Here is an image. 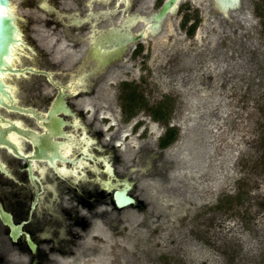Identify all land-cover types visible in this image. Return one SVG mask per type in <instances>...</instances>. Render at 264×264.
<instances>
[{
	"label": "rangeland",
	"instance_id": "rangeland-1",
	"mask_svg": "<svg viewBox=\"0 0 264 264\" xmlns=\"http://www.w3.org/2000/svg\"><path fill=\"white\" fill-rule=\"evenodd\" d=\"M13 1L71 77L79 73L88 43L79 45L80 38L90 35L91 24L75 27L66 37L58 20L61 14L86 16L114 6L113 12L125 11L130 4V0H51L61 13L58 18L31 0ZM156 1L162 2L136 0L132 10L148 14ZM184 1L178 16L167 19L163 35L143 41V57L149 64L145 71L138 70L141 56H135L129 65L136 72L113 69L93 94L96 81L87 70L94 66L86 63L80 69L87 74L83 90L88 92L79 95L88 114L109 143L118 140L125 147L127 162L122 168L158 216L156 227L124 228L127 262L264 264V0H243L250 12L243 30L223 29L215 19L209 27L199 24L194 36L185 32L183 16L197 12L198 19L200 9L187 11ZM194 1L205 7L204 0ZM109 14L101 18L99 29H108ZM113 39L98 34L101 53L109 51ZM141 73L143 82L123 87L122 77L138 79ZM130 91L133 100L126 97ZM111 106L115 111L108 113ZM96 108L101 110L98 120ZM153 108L161 109L160 117H155ZM104 115L112 118L113 127L104 124ZM139 119L146 123L134 128ZM169 129L176 137L163 149L160 143Z\"/></svg>",
	"mask_w": 264,
	"mask_h": 264
},
{
	"label": "water",
	"instance_id": "water-1",
	"mask_svg": "<svg viewBox=\"0 0 264 264\" xmlns=\"http://www.w3.org/2000/svg\"><path fill=\"white\" fill-rule=\"evenodd\" d=\"M181 1L165 0L159 9L144 14L143 17L133 15L132 20L127 24V28H136L138 23H143L145 29V24L148 23L150 28L157 30L158 33L155 35H145L144 29L134 32L128 30L127 37L120 41L117 35L121 31L120 28L114 29L115 36L102 29L103 33L109 35V39L114 38L115 44L109 50L121 49L124 51L128 44L160 35L164 23L168 17L171 18L175 15ZM217 1L222 4L221 9L225 14H228L229 9H234L240 4V0ZM46 4H43L41 8L47 11L56 10L52 5ZM0 12L4 13L3 16H0V148L7 149L19 159L28 162L32 180H34L33 174L37 170L39 173L37 178L41 182L38 187L41 189L45 187L42 179L48 181L46 176L50 172H57L61 178L72 179L75 182L88 179V169L98 174L97 177L100 181L103 180L100 174H104L109 181L103 183V187L108 190L112 200L103 203L109 197H103L105 194L101 196L100 205L96 208L100 214L93 217V225L87 229H79L84 238L80 241L79 247L75 248V257L63 256L60 263L128 264L123 243L124 228L132 226L138 230H144L156 227L159 222L156 212L144 200L132 178L122 168V165L127 162L125 147L119 143H109L104 135L99 137L106 152L113 154L119 179L115 177L114 167L110 163L109 157H101V160L107 164L108 171L106 170V173H101L97 165L90 166V163L85 162L83 157L78 161L73 160L76 158V152L80 151L93 158L94 142L91 136L94 131H100V129L88 114L80 95L71 96L78 91L70 73L17 4L13 0H0ZM82 23L83 21L74 19L68 26H79ZM91 31L93 33L94 30ZM96 32L100 34V32ZM84 39L87 40L86 37ZM62 74L65 77H62ZM36 75L46 77L49 83L43 77ZM56 89L58 93L51 106L46 109L49 102L45 103L41 100L44 97H52L56 93ZM67 97L78 111L84 109L81 119L89 129L91 136H88L81 119L78 120L77 116L73 115L74 113L66 100ZM33 106L39 108L35 109ZM12 113L16 115H12ZM26 115L33 117L36 121L35 126L34 121L26 117L31 125L28 124V121L23 117ZM66 115L74 116V118L70 122L72 125L70 124V128L65 133L64 128L69 124L65 118ZM26 125L34 128H25ZM80 128L82 129L79 130ZM83 133L84 135H82ZM65 137L64 143L56 141V139ZM1 157L0 155V167L2 172L7 175V171L1 165ZM16 163L20 166L23 165V162L16 161ZM65 163L72 165L68 166ZM114 179L115 181H113ZM47 185L55 191L53 184ZM132 185L134 186L132 187ZM5 188L7 190L8 187ZM130 190L135 198L129 193ZM70 195L65 193L63 197L66 198ZM83 211L86 212L85 209ZM12 237L16 241L18 236L14 232ZM28 242L31 248H35L30 239ZM17 256L16 254L13 257L16 261L25 259L22 256L20 258Z\"/></svg>",
	"mask_w": 264,
	"mask_h": 264
},
{
	"label": "flooded vegetation",
	"instance_id": "flooded-vegetation-1",
	"mask_svg": "<svg viewBox=\"0 0 264 264\" xmlns=\"http://www.w3.org/2000/svg\"><path fill=\"white\" fill-rule=\"evenodd\" d=\"M50 1L51 0H48L47 4H50L52 5L53 8H55L52 2ZM164 1L165 0H162L160 4L157 3L158 1H156L155 10L159 9L164 3ZM204 1L205 2L202 3L205 5V7L204 6L201 7L198 6L199 2H195L194 0H187L189 4L186 7L187 11H191L190 9H192V7L193 8L196 7L195 11L196 10L199 11L200 9V13H201L198 19H197V12H194L192 17L189 16L185 17L187 15L186 13H184L183 23L187 28L185 31L187 34H191L193 36L196 35L199 24L209 27L210 25H213L215 23L214 22L215 19L220 21V23L223 25V29H226L227 26L232 32L243 30L247 25L250 12L244 6L243 0H240V4L238 5V7L234 9H229L228 14L224 13L223 9H221L222 4L217 0H204ZM32 2L34 3V5H37L38 8L44 10L41 8L42 0H31V3ZM135 2L136 0H130L129 7L127 8L124 4V7L127 9L125 11H123V9L120 8L119 10L116 9L117 11L113 12L115 8L114 6V8L113 9L110 8V10H103L98 12L91 11L86 16L82 15L81 12H75L74 14L73 13L61 14L57 9L51 11L44 10L48 13L50 12L55 13L58 16V18L60 14L62 15V19L59 18L58 20L60 21L59 24H61V26L64 27L66 37L69 36V33L75 27L79 29H83L85 24H91V30L93 29L96 34L92 36L93 33L90 30L91 32L89 33L90 36L88 37L86 36L88 43L86 44V49L83 51V57L81 59L82 65L80 69H82V67H84L85 65L88 66L86 63H92V65L94 66L92 68L89 67V69L87 70L89 74H91L90 76L96 81L94 84L95 89L92 90L93 94H95V91L98 89V86L107 80L113 69L119 68V69H125V70L128 69L135 71V68H131L129 65L131 58L134 59L135 56H137V58L141 56V58L139 59L140 67L138 69L140 72L145 71L146 70L145 67H148L149 65L148 58L146 59L143 57L144 55L143 50L145 46V42H143L144 40L137 43H131L130 45L129 44L126 45L124 51H122L121 49L120 51L118 50L107 51V53L109 52L110 54L113 55V57H111L108 61H105L104 64L99 63L100 61L102 62L105 59L104 56L106 54V52H104L101 55H99L101 52L97 46L99 44L98 43L99 33H97L96 31L103 33V31H101V29H99L97 26L101 18L104 17L103 16L104 14L101 12H106L107 15L108 12H110L109 15H111L109 18L111 23L109 27H107L108 29L105 30L111 33L112 36H115L116 32L114 31V29L120 28L121 29L120 34L122 33L123 35L122 40H123V38L127 37V34L129 33L127 32V30H124L125 29L124 25H127V20L129 23V21L132 20L133 15H135L136 17L139 16L143 17L144 14H147L144 12L143 9H140L138 11L132 10L134 9ZM185 4L186 3L184 0L180 2V5L176 10L174 16L176 17L178 16V14L182 11V7L185 6ZM118 13H124V15L117 18L116 16L118 15ZM93 14H96V16L91 17ZM125 17L127 18V20L125 19ZM171 18L168 17V19ZM74 19H79L83 21V23L80 24L79 26L76 25L68 26V24H72ZM118 21L119 22L122 21L124 22V24L123 23L120 24ZM165 23H164V27H165ZM138 26L139 28L136 29ZM137 27L132 28L131 31L134 32L140 29L141 30L144 29L143 23H138ZM164 30L165 28H163L162 33L160 35L164 34ZM177 30L179 29L176 25V31ZM155 33L158 32L156 31ZM84 38L83 37L80 38L79 45L84 44L85 42ZM96 62H98L99 64ZM144 74L145 73H141V76H139L138 79L136 78L131 79L130 76L132 75L128 74L130 79L127 78L122 79L123 78L122 77L121 83L123 84V87L130 84L134 85L136 80L140 84L141 82H143L145 76ZM36 76L43 77L39 75ZM62 77H65V75L62 74ZM43 78L49 83L46 77ZM83 89L86 88H82L80 92L71 96L88 92L87 90H83ZM57 93L58 90L56 89V93L52 97H44V99L41 100V102H45V103L49 102L46 109H48L51 106ZM133 94L134 93H131L130 91V93H128L126 97L128 96L127 98L133 100L134 98ZM121 96L122 95L119 94L118 101L119 100L121 101ZM66 100L68 101L69 106L71 107L74 113L73 115H76L77 119L80 120L81 117H83L84 109H80L78 111L75 108V106L70 103L69 97H67ZM33 107L35 109L39 108L35 106ZM127 107L128 108L126 109H129V106ZM109 108L107 110L108 113L115 111V106L114 107L111 106V108L110 109ZM119 108L121 109V112H123L124 108L121 105L119 106ZM127 111L129 112L130 110ZM161 112L162 111L160 108H157V110L153 108L152 111L154 115L158 113L161 114ZM95 113H96L95 119L98 120L99 118L98 116L100 115L101 110L99 108L98 109L96 108ZM12 115H16V114L12 113ZM104 116L105 117L102 116L101 118L104 124L105 125L110 124V127H113L114 124H112L113 123L112 118L110 116L109 117L106 115ZM23 117L25 119L26 117L31 118L34 121V126H35L36 121L33 119L31 115H26ZM136 117L137 116L131 117L126 123L128 124L132 122L133 120H135ZM65 118L69 123L64 128V132L66 133V130L70 128V124H71L70 122L74 118V116L66 115ZM26 120L28 121V119ZM80 121L86 127L82 119ZM144 122L146 123L145 119L136 120L134 123V128L139 126L140 127L144 126ZM28 124H30L29 121ZM25 128L31 129L34 127L31 126L28 127V125H26ZM147 128L148 127H145L144 130H146ZM169 128L171 127L169 126ZM81 129L82 128H80L79 130ZM86 131L88 136H91V134L89 133V129L87 127H86ZM82 135H84V133ZM102 135H103L102 132L94 131L93 136H91L94 142L92 149V153H94L93 158H91L89 154L86 155L83 151H80V152H76L75 155L76 158L73 160L78 161L83 157L85 159L84 160L85 162L90 163V166L97 165L101 173H106V170L108 171L107 164L101 160V157H109L110 163H112L114 167V172L116 175L115 177L116 179H119L117 177L113 154L111 152H106V149L102 147L100 143L99 137ZM65 139L66 137L61 139H56V141H63L64 143ZM28 143H30V141H28ZM114 144L113 146H115ZM0 155L2 156L1 165L7 171V175H6L5 173L2 172L0 167V264H61L60 260L63 259L62 258L63 256L65 257L70 255L75 257L76 254L75 248L79 247L80 241L83 240L84 238L83 234L80 232L79 229L81 228L87 229L93 225V217H97L100 214L98 212V209L96 208L98 205H100L102 198L101 196L103 194H105L103 195V197L104 196L105 198L109 197L108 199L104 200L105 202L103 203H107V200H112V198L108 194V190H106L103 187V183H106L109 180L107 181L106 176L104 174L103 175L100 174V177L103 180H106V181L103 180L100 181L97 177L98 174L93 173L90 169L87 170L89 178L84 181L80 180L79 182H75L72 179L61 178L57 172H50L46 176L48 178V181L42 179V182L45 185V187L44 189H41V187H38L41 184V182L37 178L39 177V173L37 170H35V174H33L34 180H32L30 178V170H29L30 166L28 162L19 159L11 151L4 148H0ZM16 161L23 162V165L21 166L17 165ZM58 162L60 163V161ZM65 164H67L68 166L72 165L71 163H65ZM58 169L61 170V168ZM120 180H124V179H120ZM113 181H115V179ZM128 181L131 182L130 180ZM47 184L49 185L53 184V186L55 187V191L53 190L52 187L48 186ZM6 186L8 187L7 190L5 188ZM133 186L134 185H132V187ZM131 191L132 190L129 191L130 194ZM65 193L71 195L69 197L64 198L63 196ZM132 196L134 197V195ZM83 209H85L86 212H84ZM14 232L18 236L16 241L12 237V234ZM28 239H30V242L34 244L35 248H31L29 246ZM16 254L18 255L17 257L20 258V256H22L25 259L23 261H16L13 258L14 255Z\"/></svg>",
	"mask_w": 264,
	"mask_h": 264
},
{
	"label": "bare ground",
	"instance_id": "bare-ground-1",
	"mask_svg": "<svg viewBox=\"0 0 264 264\" xmlns=\"http://www.w3.org/2000/svg\"><path fill=\"white\" fill-rule=\"evenodd\" d=\"M47 3V0H42V5L43 4H46ZM47 5V4H46ZM216 6V5H215ZM218 8V7H217ZM104 15V17H107L108 15L106 14V12H102ZM96 16V14H93L91 17H95ZM90 17V18H91ZM127 20V19H126ZM130 20V19H129ZM121 23H123L124 24V22H121ZM127 24H128V20H127ZM123 27V26H122ZM126 27H127V25H124V30H127V32H128V30L129 31H131L132 30V28H127L126 29ZM154 28L152 29V28H150V25L149 24H147L146 23V26H145V29L143 30V32H145V35H147V33L149 32L150 34H155V32L157 31V30H154ZM95 35V32L93 31V35L92 36H94ZM120 35H122V33L120 34V32L118 33V39L121 41L122 40V36H120ZM91 36V37H92ZM93 38V37H92ZM118 51H120V49L118 50ZM98 52V51H97ZM96 52V53H97ZM122 52V51H121ZM100 53V52H99ZM104 53V52H103ZM115 53V52H114ZM113 53V54H114ZM102 53H100L99 55H101ZM107 54V55H106ZM106 54H105V59L101 62H99V63H101V64H104L105 63V61H108L111 57H113V55L112 54H110L109 52L107 53L106 52ZM118 56H120V55H118ZM98 57V56H97ZM103 57V58H104ZM98 63V62H97ZM98 63V64H99ZM98 66V65H97ZM102 66V65H101ZM99 67V66H98ZM97 67V68H98ZM100 68V67H99ZM83 75V76H82ZM85 78H87V74H85V72H79L78 74H76L73 78H72V80H73V82H74V84H75V86H76V88H77V91H80V89H82V88H86L87 86H86V82H85ZM90 110V109H89ZM103 117H105V116H103ZM125 136H127V134H125L124 135V137ZM122 137V136H121ZM123 141V140H122ZM116 143H119V141H117ZM122 144V143H121ZM144 162V161H143Z\"/></svg>",
	"mask_w": 264,
	"mask_h": 264
},
{
	"label": "trees",
	"instance_id": "trees-1",
	"mask_svg": "<svg viewBox=\"0 0 264 264\" xmlns=\"http://www.w3.org/2000/svg\"><path fill=\"white\" fill-rule=\"evenodd\" d=\"M157 116L160 117L161 115L155 114V117ZM175 137H176L175 131H172V129H169L165 137L161 140L160 147L164 149L165 147H167L169 144L173 142Z\"/></svg>",
	"mask_w": 264,
	"mask_h": 264
},
{
	"label": "snow or ice",
	"instance_id": "snow-or-ice-1",
	"mask_svg": "<svg viewBox=\"0 0 264 264\" xmlns=\"http://www.w3.org/2000/svg\"><path fill=\"white\" fill-rule=\"evenodd\" d=\"M4 15V13L3 12H0V16H3Z\"/></svg>",
	"mask_w": 264,
	"mask_h": 264
}]
</instances>
